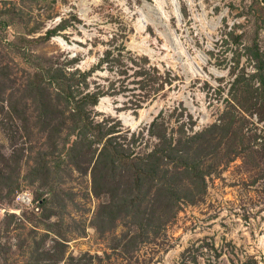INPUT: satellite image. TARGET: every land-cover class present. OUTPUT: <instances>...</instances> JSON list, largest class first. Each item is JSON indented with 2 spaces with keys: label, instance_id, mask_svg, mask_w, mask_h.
Listing matches in <instances>:
<instances>
[{
  "label": "rangeland",
  "instance_id": "1",
  "mask_svg": "<svg viewBox=\"0 0 264 264\" xmlns=\"http://www.w3.org/2000/svg\"><path fill=\"white\" fill-rule=\"evenodd\" d=\"M261 77L264 0H0V264H264Z\"/></svg>",
  "mask_w": 264,
  "mask_h": 264
},
{
  "label": "trees",
  "instance_id": "2",
  "mask_svg": "<svg viewBox=\"0 0 264 264\" xmlns=\"http://www.w3.org/2000/svg\"><path fill=\"white\" fill-rule=\"evenodd\" d=\"M51 34H52V32H49L48 35H51ZM257 68L262 69V66H259V67L257 66ZM139 74L144 77V79H142V81H141L140 89L145 90V87H146L145 83L148 82L149 78H152V77L148 76V73L146 71H144L142 68H141ZM153 80L156 81L157 80L156 77H154ZM258 80H259L260 84L263 85V87H260L259 90H261V92L264 93V78L261 77V78H258ZM37 87H40V86L37 85ZM233 95H234V93L232 94V97H233ZM260 96H261V94H260ZM70 97H72L71 91H70ZM252 97H253V95H251V99H252ZM97 98H98L97 94H86V96H84L82 99H80L79 102L73 103L76 106V107L74 106V116H76L77 118L80 119L79 124L75 125L74 131H79V135L81 137H86V139H84V142L88 141V143H90V141L88 139L87 130L92 131V129L89 128L90 126H92V123L90 122L89 118L84 117V115L86 114L84 112V108L87 106H95L97 104ZM70 105H72L71 102H70ZM262 107L263 106H260V108H262ZM258 111L261 114H263V112H264L262 110H258ZM262 116L263 115H260V119ZM154 125H155V122H153L152 126H154ZM98 126H100V125H98ZM225 128H227V126H223V124H221L220 126L214 125L210 129H208L205 133L196 134V135L191 136V137H185L186 135H185V132L183 131V127H181V128H179L178 135H182V136L176 142V147L174 149H172L170 146L168 152L170 151V153H179V145H183L184 142L188 143L190 140H193V139H197L199 141L198 143L200 144V146L198 148L201 149L204 146L203 144H204V140H206V136L211 135L216 130H223L224 134L220 138L223 140L226 137L225 135L228 131ZM110 132H111V130L105 132L104 134L107 136V134H109ZM151 134H154L153 130H151ZM156 137H158L160 139V141L156 144L154 150L151 153L146 154L144 156V159H146V160L147 159L149 160L152 158H157V157L163 158L164 150H163V147L160 146V144H161V142H164L165 145H168V143H166V135L165 134L163 136L156 135ZM210 143H211L210 144L211 147L207 148V149L217 150L218 147L213 148L214 144L212 142H210ZM169 145H171V144L169 143ZM76 146H77V142H74V146L70 147V148H75ZM105 146H104L105 148L100 153H98V155L96 157V164L94 165L93 170H92V176H93V182H94L93 186H94L95 190L98 187L97 182H99L100 179L106 180L107 178H109V176H110V173H108L109 170L119 171L120 173H119L118 177H122V174L125 175V172L120 171L121 169H123V170L125 169L129 176H130V174H133L136 176L138 175V172H137L138 168L135 167V169L131 170V167H129L128 163L126 162V158H123L122 154H125V152L123 150L117 149V147H114V145L112 144V140H108V142L105 144ZM87 153L89 154V156L90 155L93 157L96 156L95 151L88 150ZM178 157H180L181 159H185L183 156H178ZM178 157H175V158L178 159ZM189 160H191V158ZM100 162H104L103 168L102 169L100 168V170H102L103 178H99L96 174V171L98 168L97 166L99 165ZM176 165L177 164H175V166H174L175 170L177 167ZM176 171L177 172L180 171L179 174H182L183 176H188V181H187L186 186H190L191 184L198 183V185L202 186V188H203L204 183H205V181H204L205 173L199 168V165H196V163L194 161H192L191 164L187 163L186 167L184 169L178 168V170H176ZM158 172H159V170H158ZM111 175H112V177L115 176V174H111ZM186 186H185V191H184L185 196H183V199L187 195L190 194V192L188 190H186ZM165 187H168V186H165ZM170 191H168V192H170ZM180 195H181V192L179 194H177L175 198L176 199L180 198L179 197ZM192 196L194 197V194H192Z\"/></svg>",
  "mask_w": 264,
  "mask_h": 264
}]
</instances>
